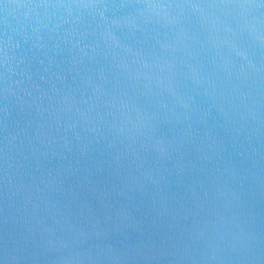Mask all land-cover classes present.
<instances>
[{"label": "water", "instance_id": "1", "mask_svg": "<svg viewBox=\"0 0 264 264\" xmlns=\"http://www.w3.org/2000/svg\"><path fill=\"white\" fill-rule=\"evenodd\" d=\"M0 264H264V0H0Z\"/></svg>", "mask_w": 264, "mask_h": 264}]
</instances>
